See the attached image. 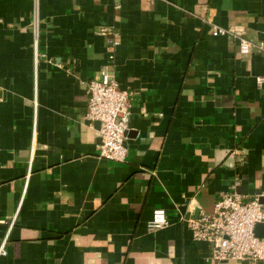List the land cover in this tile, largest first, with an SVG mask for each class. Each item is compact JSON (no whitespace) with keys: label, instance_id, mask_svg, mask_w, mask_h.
<instances>
[{"label":"crops","instance_id":"1","mask_svg":"<svg viewBox=\"0 0 264 264\" xmlns=\"http://www.w3.org/2000/svg\"><path fill=\"white\" fill-rule=\"evenodd\" d=\"M103 28L130 94L123 163L85 119ZM258 79L264 0H0V264H248L212 260L186 220L264 191Z\"/></svg>","mask_w":264,"mask_h":264},{"label":"built area","instance_id":"2","mask_svg":"<svg viewBox=\"0 0 264 264\" xmlns=\"http://www.w3.org/2000/svg\"><path fill=\"white\" fill-rule=\"evenodd\" d=\"M101 33L112 35L108 46L109 56L107 63L101 66L97 78L90 80L86 85L85 119L97 125L100 138L98 157L123 163L127 158L124 133L130 115V94L121 89L110 68L116 46L114 34L104 28L101 29ZM227 34L229 31L224 28H212L214 37ZM251 47L248 41L240 40L239 51L242 55H247ZM33 62L36 75L38 66L36 40L33 43ZM257 84L258 86L264 84V79H258ZM261 224L264 225V191L248 201H244L234 192L222 195L216 200L210 213H202L196 218L186 220L193 240L208 245L212 260L248 264H264V238L255 234L256 226ZM166 225L164 210H154L149 229H161ZM7 240L8 235L0 243V257L6 255Z\"/></svg>","mask_w":264,"mask_h":264},{"label":"water","instance_id":"3","mask_svg":"<svg viewBox=\"0 0 264 264\" xmlns=\"http://www.w3.org/2000/svg\"><path fill=\"white\" fill-rule=\"evenodd\" d=\"M126 132V131H125ZM125 136V133H124ZM255 234L258 237L264 238V225H257L255 228Z\"/></svg>","mask_w":264,"mask_h":264}]
</instances>
